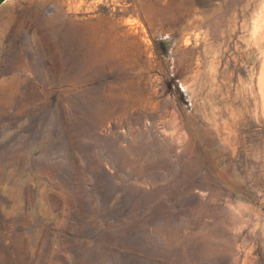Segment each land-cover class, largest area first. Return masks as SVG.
<instances>
[{
    "label": "rangeland",
    "instance_id": "obj_1",
    "mask_svg": "<svg viewBox=\"0 0 264 264\" xmlns=\"http://www.w3.org/2000/svg\"><path fill=\"white\" fill-rule=\"evenodd\" d=\"M263 14L4 0L0 264H264Z\"/></svg>",
    "mask_w": 264,
    "mask_h": 264
},
{
    "label": "bare ground",
    "instance_id": "obj_2",
    "mask_svg": "<svg viewBox=\"0 0 264 264\" xmlns=\"http://www.w3.org/2000/svg\"><path fill=\"white\" fill-rule=\"evenodd\" d=\"M263 4V3H262ZM261 4V5H262ZM259 14V13H258ZM264 15V14H263ZM259 16V15H258ZM256 17V16H255ZM262 18V17H261ZM262 20V19H260ZM253 23V22H252ZM194 26H198L197 23L193 24ZM264 30V28H263ZM253 33V32H252ZM263 33V32H262ZM63 37V36H62ZM255 37V36H254ZM262 37V35H261ZM263 38V37H262ZM261 39V38H260ZM262 40V39H261ZM67 41V40H66ZM65 42V38L62 39L61 44L63 46H65L64 49V56H65V76L63 78H68V79H79L81 76H83L85 74L86 68L84 66V64H82V56H79L80 54L77 52L76 49H71L69 47H66V45H69L70 43L68 42V44L64 43ZM257 44V41L256 43ZM258 46V45H257ZM79 54V55H78ZM260 57V56H258ZM99 58V57H98ZM258 59V58H257ZM95 60V59H94ZM263 62V61H262ZM262 64V63H261ZM263 65V64H262ZM263 67V66H261ZM258 68V67H257ZM264 69V68H263ZM212 74V73H211ZM259 76V75H258ZM263 76V75H261ZM259 81V80H258ZM261 81V80H260ZM262 82V81H261ZM261 84V83H260ZM264 84V82H263ZM262 87H264V85H262ZM261 93H263L261 91ZM262 97V96H261ZM264 99V97L262 98V100ZM263 102V101H262ZM264 104V102H263ZM263 109H264V105H262ZM261 112V111H260ZM262 114V113H261Z\"/></svg>",
    "mask_w": 264,
    "mask_h": 264
},
{
    "label": "water",
    "instance_id": "obj_3",
    "mask_svg": "<svg viewBox=\"0 0 264 264\" xmlns=\"http://www.w3.org/2000/svg\"><path fill=\"white\" fill-rule=\"evenodd\" d=\"M4 0H0V4L3 2Z\"/></svg>",
    "mask_w": 264,
    "mask_h": 264
}]
</instances>
